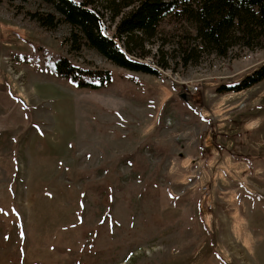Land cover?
<instances>
[{
    "label": "rangeland",
    "instance_id": "1",
    "mask_svg": "<svg viewBox=\"0 0 264 264\" xmlns=\"http://www.w3.org/2000/svg\"><path fill=\"white\" fill-rule=\"evenodd\" d=\"M34 9L53 11L0 0V264H264V77L216 90L264 61V38L150 74L70 51L69 25ZM57 53L110 82L50 72ZM175 73L197 89L180 96Z\"/></svg>",
    "mask_w": 264,
    "mask_h": 264
},
{
    "label": "trees",
    "instance_id": "2",
    "mask_svg": "<svg viewBox=\"0 0 264 264\" xmlns=\"http://www.w3.org/2000/svg\"><path fill=\"white\" fill-rule=\"evenodd\" d=\"M42 1L53 11L34 9L25 13L44 28L67 23L70 51L84 44L115 65L144 73L160 75L159 68L173 69L170 63L194 65L208 54L224 57L234 45L252 48L264 38V0ZM105 21L112 23L110 33H106ZM162 22H172L175 32L163 31ZM144 56L154 61H145ZM45 68L80 87L98 88L111 79L108 69L80 66L59 53ZM263 77L264 61L239 81L221 83L216 90H238Z\"/></svg>",
    "mask_w": 264,
    "mask_h": 264
},
{
    "label": "built area",
    "instance_id": "3",
    "mask_svg": "<svg viewBox=\"0 0 264 264\" xmlns=\"http://www.w3.org/2000/svg\"><path fill=\"white\" fill-rule=\"evenodd\" d=\"M173 80H175V81H177L179 84H181L180 86H181V90L183 91V92H187L188 90H195V89H197V85L195 84V83H193V81L192 80H178L177 78H176V73H175V75H174V77H173Z\"/></svg>",
    "mask_w": 264,
    "mask_h": 264
},
{
    "label": "crops",
    "instance_id": "4",
    "mask_svg": "<svg viewBox=\"0 0 264 264\" xmlns=\"http://www.w3.org/2000/svg\"><path fill=\"white\" fill-rule=\"evenodd\" d=\"M5 99V96L3 94H0V102ZM2 124V122L0 121V125Z\"/></svg>",
    "mask_w": 264,
    "mask_h": 264
},
{
    "label": "water",
    "instance_id": "5",
    "mask_svg": "<svg viewBox=\"0 0 264 264\" xmlns=\"http://www.w3.org/2000/svg\"><path fill=\"white\" fill-rule=\"evenodd\" d=\"M179 94H180V96L184 97V92L183 91H181Z\"/></svg>",
    "mask_w": 264,
    "mask_h": 264
}]
</instances>
